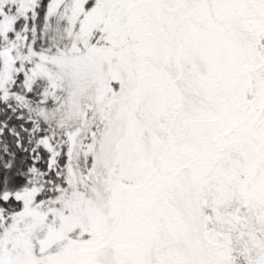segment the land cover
<instances>
[{"label": "snow or ice", "instance_id": "obj_1", "mask_svg": "<svg viewBox=\"0 0 264 264\" xmlns=\"http://www.w3.org/2000/svg\"><path fill=\"white\" fill-rule=\"evenodd\" d=\"M0 264H264V0H0Z\"/></svg>", "mask_w": 264, "mask_h": 264}]
</instances>
